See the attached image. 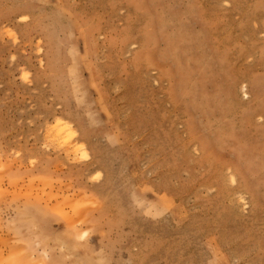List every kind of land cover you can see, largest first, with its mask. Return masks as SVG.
<instances>
[{"label": "rangeland", "instance_id": "374dc122", "mask_svg": "<svg viewBox=\"0 0 264 264\" xmlns=\"http://www.w3.org/2000/svg\"><path fill=\"white\" fill-rule=\"evenodd\" d=\"M0 264H264V0H0Z\"/></svg>", "mask_w": 264, "mask_h": 264}, {"label": "bare ground", "instance_id": "6f19581e", "mask_svg": "<svg viewBox=\"0 0 264 264\" xmlns=\"http://www.w3.org/2000/svg\"><path fill=\"white\" fill-rule=\"evenodd\" d=\"M246 86V85H245ZM243 87H244V85H243ZM243 89H245V87L243 88ZM247 89V88H246ZM60 125V124H59ZM75 134V133H74ZM71 136V135H70ZM66 139V138H65ZM242 199H243V197H242Z\"/></svg>", "mask_w": 264, "mask_h": 264}]
</instances>
